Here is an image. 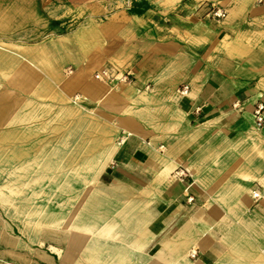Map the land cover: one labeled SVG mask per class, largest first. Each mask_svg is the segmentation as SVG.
I'll return each instance as SVG.
<instances>
[{"label":"crops","instance_id":"1","mask_svg":"<svg viewBox=\"0 0 264 264\" xmlns=\"http://www.w3.org/2000/svg\"><path fill=\"white\" fill-rule=\"evenodd\" d=\"M217 7L226 16L215 17ZM122 15L129 34L98 61L82 52L52 64L46 43L0 45V70L16 64L22 77H0V150H38L34 128L15 127V98L30 92L38 69L44 96L60 84V119L82 126L42 153L75 159L45 168L83 173L73 185L60 182L72 200L49 192L53 204L37 203L22 233L0 217V264H85L79 251L91 264H264V126L254 116L264 102V0H170ZM102 69L132 76L97 79ZM68 95L82 96L79 105ZM48 209L62 212L57 221ZM43 223L69 228L70 244L62 232L60 241L47 231L37 240Z\"/></svg>","mask_w":264,"mask_h":264},{"label":"rangeland","instance_id":"2","mask_svg":"<svg viewBox=\"0 0 264 264\" xmlns=\"http://www.w3.org/2000/svg\"><path fill=\"white\" fill-rule=\"evenodd\" d=\"M167 1L170 0H0V45L15 47L17 44L46 43L51 50L52 64L59 63L65 58L70 60L82 52L87 58L96 57L97 61L100 58L106 59L110 52L119 46L120 41L129 34L125 23L129 24L131 20L126 22L128 18L122 15L123 10L134 11L139 10L140 7L153 8L159 2ZM0 52L4 54L1 48ZM17 69L18 65L15 64L11 69L0 70V77L5 84L21 83L17 81L19 76ZM64 72L69 78L74 75L75 67L69 63L64 66ZM8 74L11 75L8 76ZM34 75V81L29 83L30 92L26 90L19 92L18 97L15 98L21 108V122L15 127L34 128L33 136L30 138L33 140L31 148H33V143H37L38 150L35 154L19 157L10 154L11 145L9 144L4 146L3 143L5 149L0 150V153L5 152L4 155L0 154V217L3 216L10 223L18 225L21 233L24 226L35 223L33 217L28 214L37 203L43 201L52 203L49 192L52 191V198L63 192L67 198L71 196L73 199L68 192L70 188L62 190L60 182L52 181L55 175L60 174L63 179L67 180V183L64 181L65 186H69L75 184L76 175L83 174L45 168L46 163H49L54 155H43L42 153L51 148L53 151L59 149V136L66 131L69 132L73 125L70 123V118L60 119L58 114L60 105L64 103L60 97V84L53 81L51 94L46 97L42 87L43 73L35 69ZM21 78L19 76V79ZM73 96L75 98L77 95ZM72 102L74 103V100ZM31 151L34 152L35 149ZM64 156V164H67L71 156ZM59 163L60 160L57 159L55 164ZM68 167L70 166H66ZM86 168L85 164L79 167L82 171ZM51 181L53 187H51ZM56 184L57 186H54ZM71 198L68 200H72ZM44 231L51 232L53 239L57 241H60L62 232L65 243L70 244L69 228L57 229L43 223L37 232V240ZM145 244L146 241L139 247L144 249ZM76 254L79 258L75 260L91 264V261L84 257L81 251Z\"/></svg>","mask_w":264,"mask_h":264},{"label":"built area","instance_id":"3","mask_svg":"<svg viewBox=\"0 0 264 264\" xmlns=\"http://www.w3.org/2000/svg\"><path fill=\"white\" fill-rule=\"evenodd\" d=\"M226 14L227 12L219 7L213 10V15L218 18L224 17L226 16ZM96 76L97 78H100L102 80H108L109 82H113L115 80L128 81L130 80L132 73L128 72L119 77V76H112L110 71H108L107 69H102L96 73ZM189 91H190V86L188 84L182 85L178 89V92L183 96L188 95ZM233 106L234 108L241 109L240 101L239 100L236 101L233 104ZM254 116H255L256 126L259 128H262L264 126V102L263 101H258L256 103L255 108H254ZM176 175L182 180L187 176L186 172L183 169L178 170L176 172ZM254 194L255 196H259L258 192H254ZM190 199L193 200V197H191Z\"/></svg>","mask_w":264,"mask_h":264},{"label":"bare ground","instance_id":"4","mask_svg":"<svg viewBox=\"0 0 264 264\" xmlns=\"http://www.w3.org/2000/svg\"><path fill=\"white\" fill-rule=\"evenodd\" d=\"M69 96V95H68ZM69 98H71L72 100H74V103L75 104H78L79 103V100L82 98V96H80V95H77L75 98H74V96H69ZM83 98H84V96H83ZM86 98V97H85ZM89 99V98H88ZM79 105V104H78ZM72 106V105H71ZM67 107H69V106H67ZM73 107V106H72ZM84 108V107H83ZM69 112V111H68ZM74 113V112H73ZM80 113V112H79ZM97 121V120H96ZM88 126V125H87ZM81 125L80 126H78L77 127V125H76V127H74L73 126V128L71 129V132H76V131H81L82 129H81ZM122 141H124V139H121L120 140V142H122ZM84 148V147H83ZM57 159H59L60 160V163L59 164H64L65 162H64V159H65V156H63V155H60L59 153H57V154H55L54 156H53V158H52V160L48 163H46L47 165H46V167H49L50 165L51 166H54L55 165V162L57 161ZM75 159V156H71V157H69V162L68 163H70V161L72 162L73 160ZM67 163V162H66ZM171 175V177H172V174H170ZM73 176V175H72ZM42 178H44L45 176H41ZM41 179V178H40ZM63 180V178H62V176L60 175V174H58V175H55L53 178H52V181L53 182H61ZM64 185V184H63ZM57 206V205H56ZM46 207V206H45ZM53 208H54V206H53ZM40 208L39 207H36V208H34L33 210H31L32 212H34V213H40ZM48 211H50L49 213H47V217L49 218L48 220H51V222H55V221H57V219L59 218V215H60V213H62L61 211L60 212H56V211H54V210H49L48 209ZM46 216V215H45ZM191 254H196V250H194V251H192L191 252ZM133 259V258H132ZM137 259V258H136ZM194 260V259H193Z\"/></svg>","mask_w":264,"mask_h":264}]
</instances>
